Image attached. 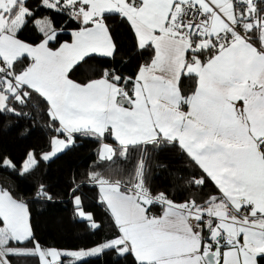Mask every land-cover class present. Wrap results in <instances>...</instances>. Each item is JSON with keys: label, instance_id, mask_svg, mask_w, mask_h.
Listing matches in <instances>:
<instances>
[{"label": "snow or ice", "instance_id": "obj_1", "mask_svg": "<svg viewBox=\"0 0 264 264\" xmlns=\"http://www.w3.org/2000/svg\"><path fill=\"white\" fill-rule=\"evenodd\" d=\"M40 7L74 22L71 42L50 15H37ZM112 14L150 59L133 75L108 67L76 82L70 74L86 58L116 54ZM29 29L39 42L22 38ZM182 77L194 81L190 95L180 89ZM34 93L47 102L57 133L44 161L80 134L99 140V159L113 162L109 175L93 171L90 181L118 234L90 250L46 248L33 233L28 205L0 188V264L21 257L80 264L106 251L134 264H264V0H40L35 7L0 0V113L19 115L14 105ZM106 134L116 146L103 142ZM167 145L202 170L192 188L210 180L218 194L202 203L154 195L146 186L149 153ZM132 152L139 156L130 170L113 161ZM37 165L29 153L19 174ZM2 166L15 170L9 159ZM38 195L52 199L43 185ZM73 201L78 216L98 228L81 196Z\"/></svg>", "mask_w": 264, "mask_h": 264}, {"label": "trees", "instance_id": "obj_2", "mask_svg": "<svg viewBox=\"0 0 264 264\" xmlns=\"http://www.w3.org/2000/svg\"><path fill=\"white\" fill-rule=\"evenodd\" d=\"M39 2L31 0L34 7ZM37 15H50L57 27L64 28L61 33L63 40L71 41L70 32L75 29V24L65 15L43 7L39 8ZM107 23L117 45L116 54L112 58H86L70 74L76 82L84 83L98 78L100 71L108 67L119 68L125 75H133L139 65L150 59V56H143L135 49L134 34L122 18L112 14ZM22 38L30 43L39 42L38 34L31 29L25 31ZM24 67V64H20L18 70ZM194 86L192 78H181L182 93L190 95ZM14 106L19 115L0 113V188L11 191L18 200L28 205L30 223L37 240L46 248L88 250L115 237L118 234L117 227L101 202L98 186L90 181L91 172L109 175L107 168L113 164L99 159L101 142L95 137L75 134L73 144L53 159L44 161L41 157L51 150V141L57 135L51 126L53 122L48 115L47 102L34 93L27 104ZM104 141L115 144L108 136ZM29 153L35 154L38 165L27 173L19 174ZM138 156L139 153L132 152L127 161L119 157H114L113 161L127 171L136 163ZM149 157L146 186L154 195L163 192L177 203L190 198L202 203L209 195L218 194L210 180L198 189L190 186L193 175L200 176L203 173L178 147L163 146L150 152ZM5 159L12 161L14 171L2 166ZM41 185L52 196L51 200L38 195ZM74 194L81 196L83 208L94 217L98 228L93 229L90 222L78 218ZM159 213L160 207L154 205L152 214ZM13 264H37V260L13 258ZM80 264H134V260L131 256L119 257L114 251H106Z\"/></svg>", "mask_w": 264, "mask_h": 264}, {"label": "crops", "instance_id": "obj_3", "mask_svg": "<svg viewBox=\"0 0 264 264\" xmlns=\"http://www.w3.org/2000/svg\"><path fill=\"white\" fill-rule=\"evenodd\" d=\"M69 42H71V41H69ZM185 110H187L186 108H185ZM106 136H108V137H110V138H112L111 136H109V135H107L106 134ZM105 136V137H106ZM60 138H63V137H60ZM113 139V138H112ZM114 140V139H113ZM115 142V141H114ZM104 143H108L109 145H113V146H116V142H115V144L114 143H110V142H105L104 141ZM100 148H101V146H100ZM51 150H52V148H51ZM65 150V149H64ZM63 150V151H64ZM63 151H61V152H59V153H57L55 156H52L49 160H51V159H53L54 157H56L57 155H59V154H61ZM50 152V151H49ZM99 152H100V149H99ZM46 154H48V152L46 153ZM214 184V183H213ZM216 187V186H215ZM218 190V189H217ZM105 205V204H104ZM105 207H106V205H105ZM106 209H107V207H106ZM107 211H108V209H107ZM109 212V211H108ZM109 214H110V212H109ZM111 215V214H110ZM113 219V218H112ZM114 221V220H113ZM66 251H70V250H66ZM71 251H74V250H71ZM67 259H70V258H67ZM85 259H87V258H85Z\"/></svg>", "mask_w": 264, "mask_h": 264}, {"label": "rangeland", "instance_id": "obj_4", "mask_svg": "<svg viewBox=\"0 0 264 264\" xmlns=\"http://www.w3.org/2000/svg\"><path fill=\"white\" fill-rule=\"evenodd\" d=\"M51 153V150H50V152H48V154H50ZM77 216H78V213H77ZM78 218L79 219H82V218H80L79 216H78ZM101 245V244H100ZM96 247V246H95ZM88 250H90V249H88ZM71 251V250H70ZM74 251H78V250H74ZM99 256V255H98ZM89 258H91V257H89ZM89 258H87V259H89ZM86 260V259H85Z\"/></svg>", "mask_w": 264, "mask_h": 264}]
</instances>
